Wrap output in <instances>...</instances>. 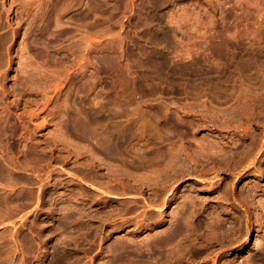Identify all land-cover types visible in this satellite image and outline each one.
I'll return each mask as SVG.
<instances>
[{"label": "rangeland", "instance_id": "1", "mask_svg": "<svg viewBox=\"0 0 264 264\" xmlns=\"http://www.w3.org/2000/svg\"><path fill=\"white\" fill-rule=\"evenodd\" d=\"M0 264H264V0H0Z\"/></svg>", "mask_w": 264, "mask_h": 264}, {"label": "bare ground", "instance_id": "2", "mask_svg": "<svg viewBox=\"0 0 264 264\" xmlns=\"http://www.w3.org/2000/svg\"><path fill=\"white\" fill-rule=\"evenodd\" d=\"M244 158V157H243ZM226 159V158H225ZM231 160V159H230ZM227 162V161H226ZM247 162V161H246ZM248 164V163H247ZM230 165V164H229Z\"/></svg>", "mask_w": 264, "mask_h": 264}]
</instances>
